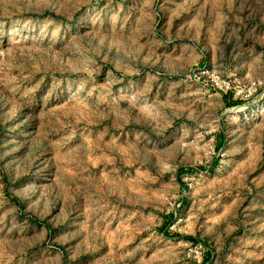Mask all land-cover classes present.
<instances>
[{
    "label": "rangeland",
    "instance_id": "obj_1",
    "mask_svg": "<svg viewBox=\"0 0 264 264\" xmlns=\"http://www.w3.org/2000/svg\"><path fill=\"white\" fill-rule=\"evenodd\" d=\"M0 264H264V0H0Z\"/></svg>",
    "mask_w": 264,
    "mask_h": 264
}]
</instances>
